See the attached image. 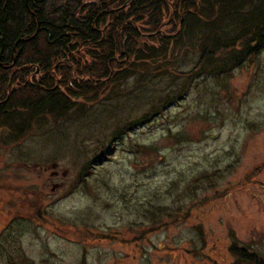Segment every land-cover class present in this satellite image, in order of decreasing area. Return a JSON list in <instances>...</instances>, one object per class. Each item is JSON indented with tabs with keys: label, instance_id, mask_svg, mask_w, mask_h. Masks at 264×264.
I'll list each match as a JSON object with an SVG mask.
<instances>
[{
	"label": "rangeland",
	"instance_id": "rangeland-1",
	"mask_svg": "<svg viewBox=\"0 0 264 264\" xmlns=\"http://www.w3.org/2000/svg\"><path fill=\"white\" fill-rule=\"evenodd\" d=\"M117 50L134 61L123 39ZM196 60L194 48L128 62L66 122L48 116L16 140L0 129V251L22 244L35 264H231L234 238L264 250V43L220 85L199 79L177 99ZM105 145L85 191L78 172Z\"/></svg>",
	"mask_w": 264,
	"mask_h": 264
},
{
	"label": "trees",
	"instance_id": "trees-1",
	"mask_svg": "<svg viewBox=\"0 0 264 264\" xmlns=\"http://www.w3.org/2000/svg\"><path fill=\"white\" fill-rule=\"evenodd\" d=\"M193 38L199 40L189 45ZM122 39L132 66L137 60L195 48L197 60L178 74L183 84L174 89V96L183 98L199 79L220 85L251 50L263 47L264 0H0V129L16 140L48 116L66 122L81 109V97L97 101L114 76H128L125 55L117 56ZM169 97L157 104L162 107ZM158 111L114 125L109 141ZM102 144L98 140L96 145ZM105 151L113 150L105 145L79 170L77 183L85 191L90 192V170L105 163ZM228 252L231 264H264V250L237 238ZM0 256L3 264H35L22 244L1 250Z\"/></svg>",
	"mask_w": 264,
	"mask_h": 264
}]
</instances>
